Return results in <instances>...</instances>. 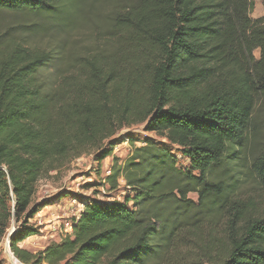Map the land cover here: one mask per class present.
Masks as SVG:
<instances>
[{
  "label": "trees",
  "instance_id": "obj_1",
  "mask_svg": "<svg viewBox=\"0 0 264 264\" xmlns=\"http://www.w3.org/2000/svg\"><path fill=\"white\" fill-rule=\"evenodd\" d=\"M77 3L0 0V241L14 219L9 245L23 264H264V213L222 205L221 184L208 178L230 146L253 138L255 113L264 112V18L249 16L253 1L135 0L113 19L128 46L90 53L77 66L80 80L61 72L46 90L40 70L68 54L29 37L71 28L64 14L73 17ZM135 44L152 60L137 61ZM132 124L168 145L128 139L130 153L115 157L123 139L111 138ZM93 147L98 164L112 158L104 180L108 190L122 184L123 199H82L69 234L37 251L19 247L39 233L32 219L46 204L33 201L36 182ZM251 168L264 187V142ZM222 208L224 239L197 250Z\"/></svg>",
  "mask_w": 264,
  "mask_h": 264
},
{
  "label": "rangeland",
  "instance_id": "obj_2",
  "mask_svg": "<svg viewBox=\"0 0 264 264\" xmlns=\"http://www.w3.org/2000/svg\"><path fill=\"white\" fill-rule=\"evenodd\" d=\"M78 1L79 4L76 5L77 10L73 17H69V13L64 14L66 19L72 21L71 28L66 29L64 27L58 30L54 27H47L44 33L29 37L33 45L41 48L63 46L65 48L64 53L66 51L68 54L67 60L63 63L62 60L61 62L58 60L60 63L57 61L40 70L39 76L44 81L46 90L57 84L54 80L56 77L58 78V74L61 72L65 75H69V71L74 72L76 78L80 80L77 76V66L84 62L90 53L100 52L103 48L105 51L122 49L124 45L126 47L129 44V35L124 34L121 29L114 28L113 19L127 7L134 5L135 0ZM252 1L254 7L249 16L252 19L264 18L261 0ZM6 19L12 24L29 22L25 15H9ZM110 31L114 33L115 37L107 41L105 39L110 36ZM136 47L133 57L137 58V61L144 57L145 60H152L154 57L152 52L144 48L143 45L139 47L136 45ZM254 55L256 58L258 57V50L254 51ZM81 71L83 73L84 70ZM254 122L253 138H247L242 148L230 146L224 153L223 162L210 171L208 178L210 181L220 183L224 190L223 196L219 198V203L232 201L243 210L247 208L253 213H264V187L251 168V162L264 142V112L262 110H257ZM111 139H115V141L123 139V142L117 144L112 152L115 157L120 159L126 157L131 151L128 139L133 140V144L136 146L142 145L147 139L157 144H167L165 139L156 133L146 131L144 124H132L117 129ZM107 142L103 143L104 147ZM96 154H98L96 147L90 148L79 158L66 160L59 169L48 172L36 182L33 201H45L46 206L32 219V223H36L40 227L39 233L26 239L21 244L23 248L29 251H37L43 249L37 243H41L45 247L49 242L58 241L66 233L69 234L71 232V220L75 217L74 213H77L82 207L80 202L82 199H105V197L109 198L107 200L123 199L126 193L123 185L120 184L116 190H108L107 182L104 180L110 171L112 158L107 157L98 164L94 160ZM186 163L184 159L177 161L179 167H184ZM187 197L195 203L197 202L196 193L189 192ZM227 217L223 208L219 212L212 211V217L207 222L206 229H202L198 238L197 250H199V246L204 247L211 241L216 242L219 239H224ZM50 221L57 222L55 229L51 227L46 230L45 226ZM15 226V220L11 219L9 228L0 241V264H11L12 251L8 244V236L12 234L10 232L15 229ZM46 231L49 234H46ZM196 255L198 253H194L195 257ZM196 261L198 264H203L200 259Z\"/></svg>",
  "mask_w": 264,
  "mask_h": 264
},
{
  "label": "crops",
  "instance_id": "obj_3",
  "mask_svg": "<svg viewBox=\"0 0 264 264\" xmlns=\"http://www.w3.org/2000/svg\"><path fill=\"white\" fill-rule=\"evenodd\" d=\"M81 209H82V207H81L78 211H80ZM56 223H57V222L54 223V222L50 221L49 224L45 226V229L47 230V228H51V227H53V229H55V225H56ZM46 234H49V232L46 231ZM31 237H32V236H31ZM28 238H30V237H28ZM28 238H27V239H28ZM44 238H45V236H44ZM25 240H26V239H25ZM25 240H23L21 243H19L18 246H19V247H22L21 244H22ZM37 244H39V245L41 246V248L44 247V246H42L41 243H37Z\"/></svg>",
  "mask_w": 264,
  "mask_h": 264
},
{
  "label": "built area",
  "instance_id": "obj_4",
  "mask_svg": "<svg viewBox=\"0 0 264 264\" xmlns=\"http://www.w3.org/2000/svg\"><path fill=\"white\" fill-rule=\"evenodd\" d=\"M79 211H77V213H74V216H77ZM11 255H13V253H11ZM11 264H22L14 255L12 256L11 260H10Z\"/></svg>",
  "mask_w": 264,
  "mask_h": 264
},
{
  "label": "water",
  "instance_id": "obj_5",
  "mask_svg": "<svg viewBox=\"0 0 264 264\" xmlns=\"http://www.w3.org/2000/svg\"><path fill=\"white\" fill-rule=\"evenodd\" d=\"M14 231V229H12V231L10 232V234ZM8 244H9V241H8Z\"/></svg>",
  "mask_w": 264,
  "mask_h": 264
},
{
  "label": "bare ground",
  "instance_id": "obj_6",
  "mask_svg": "<svg viewBox=\"0 0 264 264\" xmlns=\"http://www.w3.org/2000/svg\"><path fill=\"white\" fill-rule=\"evenodd\" d=\"M13 256V255H12Z\"/></svg>",
  "mask_w": 264,
  "mask_h": 264
}]
</instances>
